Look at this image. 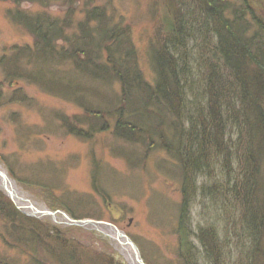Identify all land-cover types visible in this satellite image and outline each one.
<instances>
[{
  "label": "trees",
  "instance_id": "16d2710c",
  "mask_svg": "<svg viewBox=\"0 0 264 264\" xmlns=\"http://www.w3.org/2000/svg\"><path fill=\"white\" fill-rule=\"evenodd\" d=\"M1 1L19 6L31 2L43 9V13L36 15L18 9L13 15L33 35L35 44L15 57L3 59L9 68L8 79L26 77L50 93L75 102L87 116L90 113L92 128L87 132L79 129L85 138L99 134L104 123L113 122L115 137L131 145H141L146 151L159 147L170 152L169 148H173V156L180 161L184 196L178 231L184 259L193 263L190 235L184 222L188 218L186 207L191 202L190 189L194 186L188 175L199 174L205 166L209 168L216 158L222 160L221 167L228 179L229 202L242 213L240 225L246 239L243 259L238 264H264V16L256 5L248 0H240L239 5L230 0H170L161 24L166 33L164 40L158 37L160 42L150 46L155 74L151 83L139 68L128 30L115 25L104 10L87 9L84 20L69 33L76 17V0ZM190 3L201 15L192 14ZM55 4L65 9L63 17L48 11ZM187 18L195 19L198 30L214 34L216 40L212 45L215 59L207 58L203 68V102L196 105L193 101L192 110L187 105L186 93L194 85L189 83V58L182 44L183 37L188 36ZM61 40L69 43L68 48L60 46ZM33 60L40 65L35 71L26 67ZM68 61L74 65L72 73L75 71L85 85L73 78H57L55 73L51 82L40 80L44 64ZM87 119L84 122L88 123ZM81 120L78 121L82 123ZM65 122L71 128L67 119ZM228 129L237 134L236 141L228 142ZM117 150L115 146L111 152L133 167H140L146 158V154L136 150ZM0 159L17 183H25L4 156ZM34 180L27 179L33 181L31 185L36 184ZM38 181L37 187L53 193L49 180ZM61 203L66 204L57 198L55 205L67 206ZM0 219L4 223V232L0 228L4 244L24 250L32 257L29 264H92L96 260L105 264L104 256L96 250L85 253L80 242L72 241V231H83L81 227L29 217L1 190ZM90 233L98 241L109 243L96 232ZM212 235L209 230L201 231L199 240L207 251L214 253ZM108 248L116 252L110 244ZM216 256L218 259L217 252ZM13 263V259L0 253V264Z\"/></svg>",
  "mask_w": 264,
  "mask_h": 264
},
{
  "label": "rangeland",
  "instance_id": "374dc122",
  "mask_svg": "<svg viewBox=\"0 0 264 264\" xmlns=\"http://www.w3.org/2000/svg\"><path fill=\"white\" fill-rule=\"evenodd\" d=\"M76 1L74 29L71 28L69 33L84 20L87 9L104 10L115 25L128 30L136 47L139 68L146 75L147 81L153 83L155 74L151 65L150 46L160 42L158 37L164 40L166 33L161 24L169 11L170 0ZM230 1L235 5L240 4V0ZM248 1L256 5L264 16V0ZM189 6L191 10L194 9L193 15H201L196 6L194 8L191 3ZM50 8L48 11L53 16L63 17L65 9H60L58 4ZM18 9L29 15L43 13V9L31 2L19 6L0 0V156H4L15 175L25 181L18 183L19 189L37 207L65 211L74 219L112 223L138 246L146 264H219V260L220 264H238L243 259L246 235L242 233L240 225L242 213L229 202L231 193L221 167L222 160L214 158L209 168L205 166L199 174L188 175L194 184L193 189H190L191 202L186 207L188 218L184 221L193 249V263H189L184 259L186 255L179 246V211L184 196L180 181V161L178 156H173V148H169L170 152L159 147L146 151L141 145H131L115 137L113 122L108 125L104 123L99 134L85 138L79 129L87 132L92 128L90 113L87 116L86 111L75 102L50 93L42 86L29 82L26 77L8 79L9 68L3 59L15 57L20 51L30 49L35 44L33 35L13 19ZM182 10L185 14V7ZM192 21L188 18L185 20L188 36L184 35L187 40L184 37L182 40L189 58V83L194 85L186 93L190 110L194 102L198 105L202 99L203 68L207 58H214L212 45L216 41L214 34L203 33L202 28L198 30L195 19ZM60 46L68 48L69 43L61 40ZM61 64L64 65L62 69L57 67ZM26 67L35 71L40 65L33 60ZM43 67L41 81L51 82V75L55 73L57 78L66 77L73 78L75 82H85L80 80L75 71L72 73L74 65L71 61L57 65L47 63ZM37 74H40L39 70ZM81 118H89L88 123ZM63 119L68 120L71 128L66 126ZM227 132L228 142L236 141L237 134L230 129ZM115 146L119 148L117 151L136 150V153L146 154L143 164L138 168L129 165L123 157L111 152ZM233 162L235 165L236 158ZM30 178L36 179V184L31 185L33 181H27ZM43 178L49 180L53 193L37 187V180L42 181ZM57 198L66 203L62 205L67 206L55 205ZM36 219H47L61 226H69L61 216L55 221L46 216ZM3 225L0 219V228L4 232ZM82 229L72 231V241L80 242L85 253L87 250H96L104 256L105 264H132L117 242L109 236L97 230ZM208 230L215 241L214 253L207 251L199 240L201 231ZM90 232H96L107 239L116 252L111 251L107 243L98 241ZM23 251L7 246L0 236V253L13 259V264H29L32 257ZM98 261L92 264H100Z\"/></svg>",
  "mask_w": 264,
  "mask_h": 264
},
{
  "label": "water",
  "instance_id": "95a60500",
  "mask_svg": "<svg viewBox=\"0 0 264 264\" xmlns=\"http://www.w3.org/2000/svg\"><path fill=\"white\" fill-rule=\"evenodd\" d=\"M0 190L11 199L16 207L23 213L30 216L32 215L36 218L44 216L51 217L54 221L58 216H61L63 221L69 226H78L85 229L100 231L117 242L121 250L126 253L128 259L132 261V264H146L138 246L125 232L121 231L112 223L93 219H74L65 211H52L45 206H43V208L37 207L36 203L32 201L26 193L19 189L17 182L13 179L1 161Z\"/></svg>",
  "mask_w": 264,
  "mask_h": 264
},
{
  "label": "bare ground",
  "instance_id": "6f19581e",
  "mask_svg": "<svg viewBox=\"0 0 264 264\" xmlns=\"http://www.w3.org/2000/svg\"><path fill=\"white\" fill-rule=\"evenodd\" d=\"M6 168V166H4Z\"/></svg>",
  "mask_w": 264,
  "mask_h": 264
}]
</instances>
